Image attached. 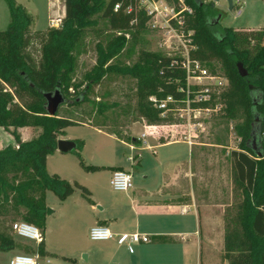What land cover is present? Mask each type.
<instances>
[{
    "label": "trees",
    "instance_id": "16d2710c",
    "mask_svg": "<svg viewBox=\"0 0 264 264\" xmlns=\"http://www.w3.org/2000/svg\"><path fill=\"white\" fill-rule=\"evenodd\" d=\"M64 1L65 11L60 27L48 28L41 34V58L37 65L26 52L31 42L29 27L32 20L21 4L4 0L10 23L0 32V128L11 135L17 144L16 147L8 145L0 150V190L4 202L8 201L7 190L15 194L17 204L26 209L22 220L35 226L43 234V241L47 217L46 191L63 201L80 189L87 202L92 203L86 188L78 183L70 184L46 170V159L57 151V140L65 129L88 124L91 128L105 132L104 129L110 127L127 129L141 121L148 124L162 123L164 119H160V112L149 98L172 96L176 100H183L187 89L180 57L145 54L131 67L121 63L125 52L135 46V32L142 29L145 22V11L139 0ZM163 1L172 3V0ZM185 2L195 15L189 25L195 33V49L190 51L189 58L200 63L219 60L229 85L228 92L222 95L226 106L222 108L225 115L233 120L242 109L248 114L249 120H253L250 140L245 148L230 153L233 183L242 192L243 200L223 218V257L228 264H264V116H260V110L264 111V33L246 35L232 28L220 29V23L216 24L214 19L222 14L213 5H204L202 0ZM94 17L107 22L108 32L96 34L100 36L94 49L96 62L90 72L76 83L74 76L80 44L85 33L96 28L97 20ZM251 37L255 41L252 46L249 42ZM237 63L247 71L246 77L239 75ZM112 76L128 77L135 81V106H127L113 122L108 115L109 109L115 104H98V115L102 121L91 122V116H88L90 119H87V124L61 115L59 110L54 117L46 112L44 93H53L58 89L65 97L71 95L70 90L73 93L78 91L72 104H80L94 87L109 82ZM78 87H83V90L79 91ZM117 119L120 122L115 123ZM25 127L40 128L41 132L36 138L21 142L17 131ZM107 134L126 143L140 144V141L131 137H122L117 131ZM72 142L76 143L73 154L86 173L103 169L86 166L80 156L84 142ZM167 142L169 140L165 138L159 144ZM22 169L32 173L29 180L21 185H13L6 180L5 175L10 170L18 172ZM33 189L41 192L40 199L26 193ZM43 241L31 249L9 237L0 236V253L18 249L43 257L46 255Z\"/></svg>",
    "mask_w": 264,
    "mask_h": 264
},
{
    "label": "rangeland",
    "instance_id": "374dc122",
    "mask_svg": "<svg viewBox=\"0 0 264 264\" xmlns=\"http://www.w3.org/2000/svg\"><path fill=\"white\" fill-rule=\"evenodd\" d=\"M17 4H21L26 8L27 13L32 17V23L29 27V37L31 38L30 46L26 52L31 56L33 62L37 65L41 58L42 37L48 28H51V20L62 17L64 12V1L53 0L55 2L54 9L57 14L48 16L49 1L51 0H14ZM153 0H139L140 6L145 11V22L142 29L135 32L137 41L135 46L121 57L123 65L130 67L145 54H158L169 58H182L188 55L191 50L195 49L193 37L195 33L189 26L192 24L194 11L186 4L185 0H172V3H167L160 0L159 3L153 4ZM204 5H213V7L223 15L220 22V29L232 28L240 34L264 33V2L262 0H233L232 9L228 10L226 0L215 2L214 0H202ZM156 8V10L154 9ZM64 17V16H63ZM97 20L96 28L89 29L85 33V38L80 44V55L77 60L75 70V82L81 81L85 74L90 72V69L96 62L95 45L98 43L100 36L97 33L105 34L108 32L107 22L99 17H94ZM174 22V24L172 23ZM10 23L7 4L4 0H0V32L5 30ZM62 23H60L61 25ZM60 27V26H59ZM186 30V33H185ZM250 46L255 44L251 40ZM264 46V40H263ZM201 67L209 71L211 76H215L218 85L212 82L209 87V97L206 102L202 103V109L198 114H191L184 118H179L175 111L168 112L165 117L160 118L162 123L148 124L146 121H141L132 124L127 129L121 128H106L104 131L110 133L117 131L124 138L135 136L140 138L141 134H145L159 143L160 140L171 141H186L192 143L193 170L196 174L194 182L195 203L200 215L208 216L209 224L212 227L213 244L208 245L203 253L202 261L204 264H223V248L220 254L219 243L223 244L225 227L223 226V218L227 212L236 209V206L243 200L242 192L233 183L232 162L230 153L234 150L245 148L247 141L250 140L249 133L253 120H249L248 114L240 109L237 117L233 120L225 115L223 109L226 106L223 103L222 95L228 92V79L224 71V67L219 60L213 62H201ZM110 78V77H109ZM110 80V79H109ZM135 81L128 77L112 76L109 82H102L99 86L86 96L80 104H72L77 98V92L70 90L71 95H66V102L60 106L61 115H65L77 121L86 122L88 116H91L90 121H102V117L98 115V104L108 105L115 104L109 109V115L112 122L123 114L122 111L127 109V106H135ZM83 87H78L79 91ZM198 93H202V89H198ZM156 100H162L152 96ZM18 102L17 100H15ZM176 110H184V104L172 106ZM223 108V109H222ZM106 109V108H105ZM107 116V117H108ZM260 116H264V111L260 110ZM170 118L172 121L170 122ZM121 119V118H120ZM120 119L115 123L120 122ZM87 124V122H86ZM115 125V124H114ZM33 136L30 135L26 140L36 138L41 129L30 128ZM8 134V133H7ZM66 138L80 140L84 142V147L80 152L81 159L88 167L97 166V164H108L116 159H123L127 163L129 151H124L118 143L112 139H108L104 135L97 134L88 124L86 126L79 125L66 129ZM60 138V137H59ZM65 138V136H61ZM133 138V137H132ZM65 140V139H64ZM0 143V147L4 146ZM176 149L175 147L163 148L157 150L158 156L169 154ZM166 154V155H167ZM139 160L141 159L140 167H126L127 172L132 173L133 184L138 185L141 176L140 168L149 169L154 162V156L151 152H135ZM133 155V156H134ZM135 157V156H134ZM47 170L49 174H55L63 179H69L70 184L78 183L88 190L91 188L93 178L97 177L96 187L105 195L106 199L120 196L107 184V174L105 171H97V173H86L80 166V161L76 155L72 153H62L57 151L54 155L48 156ZM99 167V166H97ZM32 177L30 171L24 169L14 172H8L5 175L13 185H21ZM83 183V184H82ZM109 191V192H108ZM109 194H108V193ZM26 193L34 198H41V192L36 189L26 191ZM46 208H47V236L46 247L55 249L56 253H66L67 247L71 245L68 241V218H71L70 205L71 201L83 199L84 196L80 189H76L69 202H61L51 192L46 191ZM8 201L4 202L3 193L0 190V236H5L13 239L20 245H26L31 249H35L34 243L30 241H22L12 231L11 225L16 222H24L26 209L17 204V197L10 190L6 191ZM71 202V203H72ZM64 205V213L66 217L62 218L61 208ZM54 213H51V212ZM67 220V221H66ZM67 223V224H66ZM68 225V226H67ZM89 238V237H88ZM92 246L100 242L90 241ZM218 244V245H217ZM223 246V245H222ZM68 250V249H67ZM13 252L29 253L15 249ZM33 255V254H32ZM13 253H0V264H8ZM54 257L40 258L39 264H56Z\"/></svg>",
    "mask_w": 264,
    "mask_h": 264
},
{
    "label": "crops",
    "instance_id": "0c3cea01",
    "mask_svg": "<svg viewBox=\"0 0 264 264\" xmlns=\"http://www.w3.org/2000/svg\"><path fill=\"white\" fill-rule=\"evenodd\" d=\"M48 3V16L57 14L54 9L55 2L51 0ZM63 16L64 12L59 18ZM92 129L97 134L118 143L125 152L129 151L128 160L129 157L133 158V162L129 160V163L120 158L108 164H97L103 168L101 171H105L108 175L106 185L110 186L111 173L115 169L127 171L125 168L128 165L131 168L140 167L142 160L134 155L135 152H151L154 162L148 170L140 168L143 178L138 185L133 184L126 193L118 192L121 195L114 198L106 199L101 188L99 190L96 187L98 178H93L91 188H88L92 203L87 202L85 198L80 200L77 198L75 202L69 203L72 214L71 218H68L67 238L72 243V247L69 245L66 253L59 255L55 249L46 247L48 222L46 217L43 241L46 255L43 257H54V260L58 261L56 264H204L202 257L207 244L209 246L215 244H213L212 227L208 216L200 215L195 203L196 174L192 164L193 144L186 141H171L160 145L147 136L141 139L131 135V138L140 141V144L136 146L118 140L112 134L109 135L93 127ZM30 130L25 127L17 131L21 142L28 141L26 139L29 135L33 136ZM62 136L65 138L62 139L60 136V140H73L66 138V129ZM0 143L5 144L0 147V150L8 145L15 147L17 145L12 136L2 128H0ZM175 146L176 149L169 154L158 156L157 150ZM47 166L48 161L46 170ZM64 180L71 181L67 178ZM44 196L46 205L48 197L46 192ZM70 199L71 196L60 201L68 203ZM64 210L63 205L61 208L63 219L66 217ZM95 225L107 227L114 235V239L92 246L88 238L89 229ZM132 234L148 237L150 241L147 244H130L128 238ZM222 245L221 242L218 245L220 254H222ZM12 253L14 256L15 252L12 251ZM43 257H38L37 264ZM45 263L49 264V261L46 260ZM223 264H228L224 258Z\"/></svg>",
    "mask_w": 264,
    "mask_h": 264
},
{
    "label": "built area",
    "instance_id": "2783aa9c",
    "mask_svg": "<svg viewBox=\"0 0 264 264\" xmlns=\"http://www.w3.org/2000/svg\"><path fill=\"white\" fill-rule=\"evenodd\" d=\"M264 2V0H262ZM153 4L159 3L152 1ZM235 4L237 1L235 0ZM117 9V6L116 8ZM156 10V8H154ZM62 18H54L51 20V28H58L62 23ZM180 67L186 74V93L183 100H176L172 96H165L162 100H156L150 97L149 100L154 105L155 109L160 112V118L165 117L168 112L175 111L178 113L179 118H184L186 115L198 114L202 109V103L206 102V98L209 97V87L212 82L216 80V77L211 76L209 71L201 67V63L196 60H191L188 55L183 56L180 61ZM218 85V82H214ZM198 89H202V93H198ZM182 90V89H181ZM184 104L186 107L184 110H176L172 106ZM141 139L145 138V134H142ZM129 160L133 162V158L129 157ZM133 186V176L129 171L114 170L111 173L110 187L116 192L126 193ZM89 239L92 242H105L114 239V235L111 231L102 225H95L89 229ZM11 231L21 240L33 242L36 246L42 243L43 234L33 225L27 222H16L11 225ZM149 238L141 236L139 234H132L128 238V242L131 244H147ZM38 255L30 254H15L10 258L8 264H37Z\"/></svg>",
    "mask_w": 264,
    "mask_h": 264
},
{
    "label": "water",
    "instance_id": "95a60500",
    "mask_svg": "<svg viewBox=\"0 0 264 264\" xmlns=\"http://www.w3.org/2000/svg\"><path fill=\"white\" fill-rule=\"evenodd\" d=\"M215 2H219L220 0H214ZM228 5V10L230 11L233 6V0H226ZM222 19V15H218L214 22L216 24L220 23ZM236 67H238V72L241 77H246L248 75L247 71L242 67L241 64L237 63ZM45 99L44 108L50 117H54L59 110L60 106L63 105L66 100L62 94V92L58 89H55L53 93H44ZM76 143L67 140H57V150L62 153H72L75 151ZM260 156V155H259ZM48 211V210H47ZM46 211V213H47Z\"/></svg>",
    "mask_w": 264,
    "mask_h": 264
}]
</instances>
